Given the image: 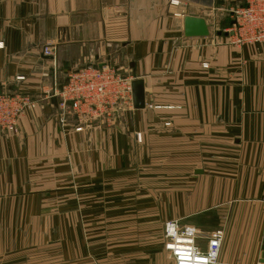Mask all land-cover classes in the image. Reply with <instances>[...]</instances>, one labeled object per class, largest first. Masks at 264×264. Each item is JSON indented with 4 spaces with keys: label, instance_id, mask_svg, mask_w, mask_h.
<instances>
[{
    "label": "crops",
    "instance_id": "obj_1",
    "mask_svg": "<svg viewBox=\"0 0 264 264\" xmlns=\"http://www.w3.org/2000/svg\"><path fill=\"white\" fill-rule=\"evenodd\" d=\"M178 1L218 26L207 37H184L188 8L170 0H0V90L34 101L15 132H0V264L34 261L21 247L29 245L27 231L40 230V214L68 213L75 230L77 214H133L135 206L101 203L125 200L126 192L172 197L174 175L187 224L179 225L196 245L205 250L220 231L218 264H262L264 44L227 42L220 14L242 0ZM50 42L57 44L56 72L42 53ZM102 63L143 80L144 107L86 126L52 103L59 99L51 93L69 71ZM153 246L114 256L121 264H174L163 238Z\"/></svg>",
    "mask_w": 264,
    "mask_h": 264
},
{
    "label": "built area",
    "instance_id": "obj_2",
    "mask_svg": "<svg viewBox=\"0 0 264 264\" xmlns=\"http://www.w3.org/2000/svg\"><path fill=\"white\" fill-rule=\"evenodd\" d=\"M169 3L174 6L181 4L188 8L185 14L190 13L186 2L170 0ZM225 11L229 14L231 22L222 31L226 33L229 44L236 46L264 44V0H242ZM207 22L210 31L219 24L215 20ZM42 53L51 57L53 71H58L57 44L46 43ZM131 82L130 75L118 71L109 64L102 66L87 64L69 71L64 82L58 88H53L51 95L56 96L59 99V106L62 109L68 108L69 113L75 116L78 122L86 126L99 123L108 125L113 122L117 112L133 108ZM33 103L34 101L27 95L10 94L0 90V132H15L18 119ZM261 176L260 204L264 214V165ZM164 236L165 250L174 264H218L223 240L220 231L210 235L205 250H201L196 245L194 236L181 229L176 221L165 224Z\"/></svg>",
    "mask_w": 264,
    "mask_h": 264
},
{
    "label": "rangeland",
    "instance_id": "obj_3",
    "mask_svg": "<svg viewBox=\"0 0 264 264\" xmlns=\"http://www.w3.org/2000/svg\"><path fill=\"white\" fill-rule=\"evenodd\" d=\"M220 17L223 19L221 22L222 28L227 27V21L229 14L223 9ZM220 29V28H219ZM106 125L105 123H102ZM178 175V174H176ZM179 176V175H178ZM171 183L172 185V197L160 196V191H156V196L153 197H129L126 192L124 199L112 200L108 199L106 206H135L137 208L136 213L129 214H82L74 215L73 227L83 221V218L89 219L90 224L77 230L69 229V221L72 216L68 213L52 214L42 213L40 214V230L27 231V238L29 241L28 247H21L26 252L31 260H34L26 264H121L114 255L116 254H130L140 253L143 250L149 248L151 253L152 248L160 244L161 238H163V249L165 250V236L164 228L165 224L169 221H176L178 224H186V217L182 214L181 197L179 196L180 181L179 178L174 175ZM157 190H162L165 186L162 182L156 183ZM67 199V198H66ZM190 200V199H189ZM49 203L52 207L55 203L53 199L45 198L41 202ZM68 206V200L64 201ZM96 202V203H95ZM92 200L90 205H100V201ZM46 206V209H49ZM151 209L150 211H146ZM51 210V209H50ZM171 218V219H169ZM168 219V220H166ZM190 217L188 221L190 222ZM166 220V221H165ZM103 222V226L97 225ZM125 223V226L123 225ZM137 224H139L137 226ZM189 224V223H188ZM54 225V226H53ZM143 227L144 230H138V227ZM107 237L111 239L108 246H92L83 245L82 239L87 238L96 239L97 237ZM162 236V237H161ZM142 238V244L133 245L139 243ZM37 241V242H36ZM78 241V244H77ZM135 241V242H134ZM37 243V244H36ZM142 245V246H140ZM20 246L14 247V255L20 253ZM108 255V259L107 256ZM104 256V257H103ZM104 260H106L104 262ZM39 261V262H38ZM126 264V263H125Z\"/></svg>",
    "mask_w": 264,
    "mask_h": 264
},
{
    "label": "water",
    "instance_id": "obj_4",
    "mask_svg": "<svg viewBox=\"0 0 264 264\" xmlns=\"http://www.w3.org/2000/svg\"><path fill=\"white\" fill-rule=\"evenodd\" d=\"M182 30L184 37H207L210 34V26L204 17L185 14L182 17ZM104 63L99 64L102 66ZM67 70V69H65ZM66 73V72H65ZM132 107L140 109L144 107V84L143 80L133 76L132 82ZM52 103L58 105L56 98L51 99ZM70 104V102H68ZM259 262L264 264V234L261 244V254Z\"/></svg>",
    "mask_w": 264,
    "mask_h": 264
}]
</instances>
